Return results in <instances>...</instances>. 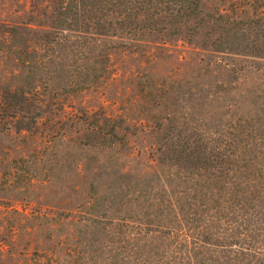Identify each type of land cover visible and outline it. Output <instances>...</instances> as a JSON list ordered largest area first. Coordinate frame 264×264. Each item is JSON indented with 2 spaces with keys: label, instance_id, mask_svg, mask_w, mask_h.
<instances>
[{
  "label": "rangeland",
  "instance_id": "1",
  "mask_svg": "<svg viewBox=\"0 0 264 264\" xmlns=\"http://www.w3.org/2000/svg\"><path fill=\"white\" fill-rule=\"evenodd\" d=\"M0 264H264V0H0Z\"/></svg>",
  "mask_w": 264,
  "mask_h": 264
}]
</instances>
